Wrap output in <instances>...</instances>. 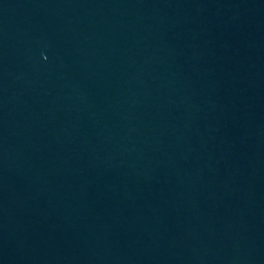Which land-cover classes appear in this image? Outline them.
<instances>
[{"label":"water","instance_id":"95a60500","mask_svg":"<svg viewBox=\"0 0 264 264\" xmlns=\"http://www.w3.org/2000/svg\"><path fill=\"white\" fill-rule=\"evenodd\" d=\"M0 264H264V0H0Z\"/></svg>","mask_w":264,"mask_h":264}]
</instances>
